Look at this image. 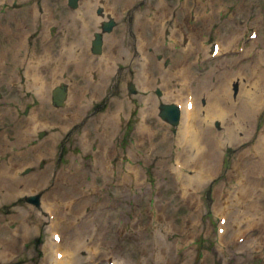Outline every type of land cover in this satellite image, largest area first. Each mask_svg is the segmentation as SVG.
I'll use <instances>...</instances> for the list:
<instances>
[{"label": "bare ground", "instance_id": "bare-ground-1", "mask_svg": "<svg viewBox=\"0 0 264 264\" xmlns=\"http://www.w3.org/2000/svg\"><path fill=\"white\" fill-rule=\"evenodd\" d=\"M61 1H45L46 13L43 16L35 14V5L25 8L29 11L23 14L22 20L26 21L23 24L12 20L2 12L0 6V81L6 64L17 62L24 66L28 75L25 88L33 89L41 100L40 105L26 117L21 115L19 108L12 106L13 101L9 102L10 106L0 108V189L3 191L0 203L24 193L46 189L42 197V213L46 214L47 210L55 213V225L49 226L48 230L51 234L54 230L63 233L60 245L54 243L51 237L48 239L45 245L46 262L86 264L88 256V259L92 258L93 249L101 250L97 259L106 254V246L112 252L116 250L112 238L107 237L111 229L105 224L106 211L102 203H97V193L105 188L119 202L124 200L125 192L133 194L138 191L139 185H145L146 188L147 179L136 166L140 165L141 160L145 163L148 158L144 153L136 155L132 150L138 148L142 151L140 146L143 140L148 144L155 143L159 149L182 146L179 156L185 160L183 164L187 165V160H190L195 166L201 167L209 178L220 169L224 147L237 146L238 151L234 155L227 181L217 185L216 197L221 199L222 192L230 196L232 180H236L239 186L232 193H236L237 203L245 208L247 217L236 218V238L250 233L251 225L257 224L256 237L248 241L246 236L238 255L243 257V254L255 252L264 257V46L255 50L245 48L239 57L222 59L213 70L203 76H196V63H193L192 57L201 50L197 44L196 26L202 24V32L206 35L207 24L215 19L216 12L222 10L227 2L186 0L181 3L182 6L192 4L191 10L200 14L193 28L195 38L188 49L169 50L173 62L165 68L162 62L155 61L154 53H150L148 48L154 46L156 50H163L174 47L181 40L185 41V34L181 33L185 22L183 9L172 8L164 0H147L145 7L137 12L135 40L125 42L122 34L126 24L121 12L138 0H105L106 8L118 16L120 23L115 32L106 36L105 51L98 55L91 50L90 38L92 30L102 19L95 12L101 0H84L79 9L69 12L62 10ZM170 19L175 20V25L167 36L165 22ZM52 24L57 25L58 39L50 32ZM222 47L220 51L226 50L224 43ZM208 48H203L204 57L209 53ZM248 54L252 55L250 62L242 63V58ZM120 62L132 63L134 77L142 91L139 96L140 122L136 126L134 140L127 147V161L121 158L123 140H119L117 122L119 115L130 109L124 89L118 97L109 95L103 110L93 112V104L108 95L116 65ZM69 68L74 70L75 78L70 103L62 109L53 107L50 102L51 87L60 74ZM157 78L162 80L165 99L181 102L183 107L182 122L174 138L169 134L170 127L154 118L157 99L148 90ZM235 79L240 80V92L233 99L232 85ZM190 92L194 95L191 110L187 108V102L192 100L190 95L187 96ZM199 94L207 99L203 116H200ZM213 117L222 119V130L213 128ZM80 121V127L73 137L82 145L81 155L71 154L67 164L57 165L54 154L56 143L74 123ZM53 126H57L59 131H52ZM42 130L49 131L48 136L38 139L37 135ZM42 159H48L44 169H33L27 175L22 173L28 166L36 167ZM176 172L180 174L183 171ZM94 173L102 179H92L90 175ZM242 178L246 179L245 184L241 183ZM189 180L194 182L192 178ZM205 182H195L194 189L201 190ZM194 196L195 191L188 195L187 200L191 197L187 202L188 207H191ZM58 201L63 205L72 204L70 213L62 214ZM131 201L135 203L133 198ZM87 207L91 209L92 216L88 218V213L80 222H76L74 214L81 213ZM220 211L224 214L227 209ZM42 213L34 214L30 209L18 207L15 208V216L6 223L8 218L0 212V264H12L9 255L19 245L13 238L10 223L16 221L24 227L30 226L27 222H33L37 226L43 217ZM148 216L150 221L147 220L144 226L147 242L141 245V252L146 256L154 255L158 264H174L179 259L181 264L191 263L192 251L190 248L184 249L182 243L191 232L187 227L191 219L194 232L199 229L196 213L192 212L189 220L168 224L165 236L156 229L158 221L170 216L176 218L177 215L168 212L167 205L161 203L160 207L154 204L153 209L147 206L142 214L143 221ZM63 217L67 220H63ZM228 224L229 221L222 239L227 237ZM224 244L226 241L220 246L219 252L229 255L231 243L227 246ZM61 247L65 256L57 259L54 253ZM208 258L205 256L203 262ZM236 261L239 264V260Z\"/></svg>", "mask_w": 264, "mask_h": 264}, {"label": "rangeland", "instance_id": "rangeland-1", "mask_svg": "<svg viewBox=\"0 0 264 264\" xmlns=\"http://www.w3.org/2000/svg\"><path fill=\"white\" fill-rule=\"evenodd\" d=\"M45 1L48 2V0H0V5L4 13H11L6 11V9H8L9 11L16 9L21 10L22 8L25 9L31 5H35V8H37L38 13L43 14L45 13V6L43 4V2ZM185 1L186 0H165V2L172 8H177V10L183 9L182 14H184L183 17L185 19L183 25L187 29L194 25L196 19L200 16V14L196 11L193 12L191 10L192 4H183L182 6L181 3H185ZM226 1L229 3V7H225L223 8L224 10L217 11L215 19L213 18L207 24L209 25V29L207 28V30H209L208 34L210 35V37L209 35H204L202 30L196 33L197 43L200 45L201 49L208 46L210 47L212 37H215L219 33L217 28L220 29L219 31L222 36L215 38H219L220 40H222L221 38H223L225 42L229 43L233 37H237L234 34L230 35L232 33L231 31L235 30L234 27L232 28L230 26V31L223 25L224 23H222L223 20H225V17H228L230 15L231 20L227 23L238 26V35L240 37H244L243 40H238L237 45L230 46V48L237 47L241 44L246 45L247 50H253L264 45V0H241L240 10L238 9L240 0ZM145 2L146 0H139L133 7H130L123 12L126 22L125 33L122 37L123 41L126 42L128 38H131L132 40L134 39L135 27L133 26L136 21V10L143 7L145 5ZM61 8L64 11L74 10V8L69 6L68 0L61 1ZM103 11V15L109 14L115 17L117 21V26L113 29V31L107 33H112L116 31L117 27L119 26L118 17L106 11L105 8ZM225 11L227 12L226 14L223 13ZM208 13H210V11ZM11 18L12 20H18L20 24L26 22L22 20L24 19V15L20 12H16L12 15ZM107 18H109L108 15ZM254 19H258V23H255L258 26L252 24V26L249 25L245 27V25L253 23L252 20ZM241 24L243 25V27L241 26ZM174 25L175 20L173 19H170L165 22L167 31H169L170 28ZM6 26H8V24H6ZM251 27L257 28L260 33V37L255 41L249 38V31ZM56 29L57 26L55 24H52L50 26L52 34H54ZM35 31L37 30L35 29ZM94 33L95 30L93 31L92 36L94 35ZM191 33V31H185L186 35H191ZM106 34L104 36L105 40ZM182 43L178 46L169 47L168 49L163 50H156L154 46H150L149 51L154 53L155 61H162L163 67L168 68L169 65L173 62V56L172 53L169 52V50L175 48L182 51ZM233 44L234 43H231L229 45ZM227 49L228 51L225 59L237 57L235 55L239 54L233 51L235 48L229 49L228 46ZM205 57H203V54L200 51H198L192 57L193 63H196V76H203L205 73L209 72L210 70H213L214 68H216L215 66L220 64L219 61L211 59L210 56H207L206 59ZM249 58V55L243 57V59H245V64ZM220 60L222 59L220 58ZM134 74L135 69L131 62L117 64L115 75L113 77L112 83L110 84V88L107 95L108 98L109 95L118 97L119 93L124 89L126 97L130 102V109L127 112H124L123 114L119 115L118 117L119 140H123V152L121 153V158L124 161H127L128 153L126 150L128 144H131V142L134 140L136 125L140 121L139 114L141 106L138 104V99L139 95L141 94V90L134 77ZM65 75L66 77H70L69 72H66ZM123 78H125V81H123ZM25 80L26 74L22 79V83H24ZM130 82H133L135 84L137 90L135 94H131L129 91ZM175 83L176 82L174 81L173 84ZM239 84L240 80L235 79L233 82V99L236 98L240 92ZM176 87L177 86H175L174 89H176ZM235 87H238V89L235 90ZM1 88L6 93L5 97H8L10 99L14 97L13 99L17 101L18 106H20L24 98H30L24 95L32 96V92L30 90H24V92L22 93H20L19 91L14 92L12 93V97H9L7 96V94L10 93L9 91L14 90H11L8 86ZM159 90L161 91V94H158ZM149 92L153 93L157 99V106L154 114L155 120L158 119L163 124L170 127L169 134L174 138L179 132L178 126H174L166 122L159 115V106L161 103L173 102L165 99V89L162 87V80L157 78L155 84L150 88ZM199 97L201 105L200 112L201 115H203V113L206 111L207 99L202 94H199ZM107 100L108 99H106L105 101ZM6 103L3 106H5ZM38 104V98L31 99L27 104L21 107V112L23 116H27L30 113V110H28L30 106H37ZM98 106H101V103L97 104V107L95 108L96 110L100 109L98 108ZM96 110H94L93 108V111ZM216 120L217 118L212 122V125L214 127H220L221 124L220 128L216 127L217 130H221L223 127L222 122L220 121V124L218 125L219 122H216ZM79 125L80 124L78 123L74 124L72 129H76L77 127H79ZM53 130L56 131L57 127H54ZM80 146L81 145H79L76 140H73L72 133L65 135L63 139L61 141L59 140L56 144V156L58 164H61L64 158L69 159V157L66 156L69 150L68 148L72 150L74 155H79L81 152ZM140 148L142 151H139L138 148H134L133 151L136 155H139V153L142 152L148 158L145 163L141 160L140 165L136 166V169H141L147 177L146 188L145 185H139L138 191L134 192V194H130L132 193L130 191L125 192L123 195L124 200L119 202L114 199V194L109 192L105 188L97 193V203H102L106 211L104 215L105 224L111 229V234H109L107 237L112 238L113 244L116 247V251L114 253L110 252L108 250L109 248L106 247L105 249L108 251V253L103 255L102 260H99L96 264H106L105 262L108 256H113L115 258V261L121 262V264H158V259L154 255L146 256L144 253L141 252V245L147 242V236L145 232H143L142 234H140L139 232L141 231V227L145 226V222H147V220L150 221L149 216L144 221H142V214L144 212V209L147 206L150 207V209H153L154 204H156L157 207H160L161 203H165L167 205L168 212H172L174 215H177L176 218L174 216H170L169 218H166L164 220L161 219L158 221L156 229L163 236L166 235L167 232L165 227L170 224L171 220L173 222H180L183 219L189 220L191 219L192 212H195L198 217V221L200 224L199 229L195 230L194 232L193 226L191 224V219L187 223V227L191 229V232L184 237L185 239L182 243L184 249L190 248L189 250L192 251V261L189 264H237L236 259L239 260V264H263V256L255 254V252H248L246 254H243V257H240L238 255V252L241 250L240 248L242 246L241 243H238L235 239H233V241L231 242V249L229 251V255H227L226 253L219 252L218 248L219 238L216 232L218 217L220 215V212L218 211L222 207H226L227 209H233L236 201L233 200L234 197L232 199L228 195L224 194L223 197L217 203L215 190L217 182L222 180L226 176L227 169L232 163V157L238 150L237 147L229 145L223 149L220 170L217 174L213 175L208 182H206L203 189L195 191L196 196H194V200H192L191 207H188L187 202L191 199L192 196L188 200L187 197L191 192L194 191V183L200 179L204 171L198 170L197 166H195L190 160H187V165L185 164L186 167L184 168V170H182L183 172L177 174L174 162L178 159L185 162V160L181 156H179L180 152L183 149L182 146L173 145L170 147L168 146V148L165 149H159L155 143L148 144L145 143L143 140L141 142ZM64 163H67V161H65ZM32 170V167H27L22 173H28ZM91 178H97L98 180H101V177H98L95 173L91 176ZM189 178H192L194 182L192 183ZM209 188H212V201H209L207 199V191ZM145 190L147 194H145ZM44 193V190L35 191L30 194H23L12 200L8 199L4 202H1L0 212L8 218V223L11 221V218L15 216V208L25 207L27 209L32 210L35 214L40 211V207L42 205V197ZM1 194L2 191L0 189V196ZM38 195L40 196L39 205H35L28 201L29 197ZM131 198L135 200V203L131 201ZM148 200H150V203L148 202ZM62 209L64 212L68 210L65 205L62 206ZM89 211L91 210L86 208V212L89 213ZM92 214L93 213H90L87 217L90 218ZM229 214L233 215V212ZM80 219H82L81 215H76V221ZM151 219L153 220L152 216ZM27 223L30 226H19V223L16 221H12L10 223V227L12 228V231L14 233L13 238L16 239L19 243V245L16 246V248L9 256L13 259L12 264H51L50 262H46L45 254V245L49 236L47 231V219H42L41 222L37 224V226L33 222ZM230 226L232 228V224ZM256 232L257 224L253 223L251 225V238L256 237ZM232 237L233 235L229 233L225 241L230 240ZM205 255H209V258L205 262H203ZM174 264H181V260L179 259Z\"/></svg>", "mask_w": 264, "mask_h": 264}, {"label": "water", "instance_id": "water-1", "mask_svg": "<svg viewBox=\"0 0 264 264\" xmlns=\"http://www.w3.org/2000/svg\"><path fill=\"white\" fill-rule=\"evenodd\" d=\"M162 116L169 121L176 123L179 117V114L174 106L162 105Z\"/></svg>", "mask_w": 264, "mask_h": 264}]
</instances>
